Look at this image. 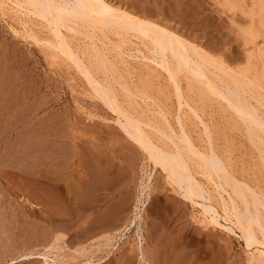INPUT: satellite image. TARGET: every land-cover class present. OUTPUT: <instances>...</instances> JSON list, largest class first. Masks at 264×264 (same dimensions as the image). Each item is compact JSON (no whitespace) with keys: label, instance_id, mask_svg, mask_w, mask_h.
I'll use <instances>...</instances> for the list:
<instances>
[{"label":"rangeland","instance_id":"obj_1","mask_svg":"<svg viewBox=\"0 0 264 264\" xmlns=\"http://www.w3.org/2000/svg\"><path fill=\"white\" fill-rule=\"evenodd\" d=\"M240 1L233 9L223 0H105L169 31L204 63L211 83L257 108L264 121L263 0ZM66 17L60 31L72 52L153 142L175 150L189 137L197 154L218 155L230 178L263 201L254 199L262 221L263 131L178 69L168 52L170 68L181 71L180 98L146 36L115 22ZM51 26L27 0H0V264H264V244L246 245L239 228L205 224L204 210L175 192L173 178L149 161L115 108L62 54ZM199 158L189 165L221 206V198L235 196L232 180L226 186L215 173L207 180ZM221 181L226 193L215 185Z\"/></svg>","mask_w":264,"mask_h":264},{"label":"bare ground","instance_id":"obj_2","mask_svg":"<svg viewBox=\"0 0 264 264\" xmlns=\"http://www.w3.org/2000/svg\"><path fill=\"white\" fill-rule=\"evenodd\" d=\"M27 1L29 3H31V5L33 7V14L34 15L40 17L43 20H46L50 25L53 26V27L51 26L53 29L52 31L56 35V37L58 38L57 42L59 43V48H60L62 54L64 56L65 55L68 56L70 60H73V62L76 64V66L80 70H82V72L84 73L85 76H87L89 78V79L88 78L87 79L89 81L91 80L90 81L91 84H93V86L95 87V90L97 89V92H99L98 93L99 98L103 99L108 105H112L115 108V112L118 114V116L123 118L124 122L121 124V126H122L123 130L127 133V135L135 143H137L140 146V148H142L144 150V152L147 153L149 161H151L154 166H160L168 174V177L173 178V180H174L173 185H175L177 187L176 189H179L178 191L175 190V192L176 193L178 192L179 196L181 198H183L184 200H189V201L199 205L204 210V211H202V213L205 212V214H206V215L204 214L205 217L203 216V218H205V220H204L205 224H207V223L212 224L215 226L223 227L224 229L225 228H227V229L239 228L242 231L241 237H243L245 244L248 243L249 245H253L255 247H259L256 245L264 244L262 242V240L264 238V224H263L264 219L262 216V221H261V217H259V216H261L262 213H261V215L258 214L261 211V209H260V211L256 210V208L259 207V204H260L259 199L260 198L259 199L256 198L258 196L254 197V195H258V194H254L255 192L252 190V188L250 190L249 186H247V184L242 185L243 183H241L240 181L236 182L237 179L234 180L233 179L234 177L230 178V176H232V175L229 174V172L228 173L226 172L223 165L221 164L222 162H220L222 160L219 159V157L217 159L218 155L216 156L213 153V151L212 152L209 151V152L213 153L214 155H212V154H209V155L197 154L198 151H196L194 144H192L193 142H191L192 140L189 139V137L182 142V143H184V146H182V143H181V145L174 143V145L176 146L175 150L172 148H171L172 150H170V147L167 149V147H166L167 145L164 147H163V145L160 146V145H158L159 143L158 144L156 143L157 141L153 142V140L150 138L149 134H147V131H145L137 123V121L134 118H132L131 114L127 113L128 110L125 111L124 110L125 107L122 108V106L118 104L119 101H117L116 96L114 95V92L112 93L113 90L111 88L105 87V85L103 86L100 81L97 82V80H95L96 78L93 79L92 78L93 76L91 77V75H89L87 68H85L86 65L83 66L84 65V63H82L83 61L82 62L80 61L82 59L79 60V58L77 57V56H79L78 53L76 54L75 52L74 53L72 52V50H71L72 48H70L68 42L65 40L66 38H64L63 34H61L60 28L63 27V25L66 26V24L64 23L65 20L67 19L66 16H68L69 18L70 17L72 18L75 15H77V16L82 17V19L83 18L85 19V17L90 19V20L92 19V21L95 22L96 24L98 23V21L100 22L99 24H101V22H104L106 24L108 22H110V23L115 22L116 24L119 23V25L121 26V27L120 26H116V27L122 28V29L124 27L125 31L126 30L130 31V29H133V30L139 32L140 35L141 34L144 35V37L142 36L143 38H145V36H146L147 38L151 39V41H153L152 44L154 45V48L157 50V55L159 56V62H157V63L160 65L161 68H164L168 71V73H169L168 76L171 77L170 79L173 80L174 85H176L175 86V87H177L176 92H178V96H180V98L182 95L180 93L181 89L179 90V87L177 84L178 82L176 83L175 77H176V74H178L179 72L184 71V70H189L192 77L195 80L198 79L197 81H202V83H204L203 85L209 91L214 92V93L216 92V94L219 95L218 97H221V99H225L226 102H228V104L230 105L229 107L233 108L235 111H237V112H239V114H241V118L243 120L249 119L248 122H251V123H253V125L255 124L256 126H258L261 129V131H263V134H264V121L262 118L258 117L260 115H258L256 112L257 108L251 107L249 105L250 103L248 104L247 102H242L237 96H232V95L227 94V92L222 91V89L217 88L213 83H211V81H209V79H208V76H207L208 74H206L207 71H206V68H204V66H205L204 63L201 61L199 62L196 59H193L191 57L192 55L190 56V53H188L187 47L181 41H179L175 36H172V34L169 35L168 34L169 31H166L168 33H164L163 29H162L163 31L162 30L160 31L158 28L151 25L150 23L149 24L144 23L143 19H142V21H140L139 18L138 19H135V18L131 19V17H127L126 15L121 14V13H124L122 10L120 11V9H118V8H114L111 5L110 6L107 5L105 0H74V2L76 1V4L77 3L80 4L81 8L76 10L77 8H75V7L77 5L74 4L75 7H73V6L71 7L73 11L69 10L67 3L62 2L60 0H27ZM223 1H224V4L229 5L227 7H230L233 9H234L235 5L239 6V5H242V3H243L240 0H223ZM260 4H261L262 8L264 9V0L261 1ZM246 6H247V4H246ZM248 6H247V8H248ZM249 7H251V6H249ZM128 16H130V14ZM88 19H87V21H89ZM69 21H70V19H69ZM87 21L85 20V22H87ZM104 23H102V24L106 26V24H104ZM258 27H259L260 31H262V32L264 31V17L261 19V22L259 23ZM132 33H133V31H132ZM248 38H249V36H248ZM194 50L196 51L195 48L194 49L192 48L193 52H194ZM168 52H171L170 56H173L171 59L174 58V60L177 62L176 64H177L178 69L180 68V70H181V68H183V70L178 72L177 71L178 69L176 67V68H174V69H176V71H177L176 72L170 68L169 65H174V64H172V62L171 63L169 62L170 64L168 63L169 59L167 60V58H166V56H167L166 54H169ZM103 59H101V60L103 61ZM104 60H106V59H104ZM98 61L103 64L102 61H100V60H98ZM157 63L155 62L156 65H158ZM104 68H106V67H104ZM90 74H92V73H90ZM243 78H245V77H243ZM240 80L241 79L238 80V83L242 85V83H241L242 80L241 81ZM190 83H193V82L190 81ZM255 85H257V83H255ZM258 86H260V84H258ZM258 101L260 102V100H258ZM120 103H122V102H120ZM262 106L264 108V103ZM119 121H120V118H119ZM249 125H250V123L247 125L248 126L247 128H249ZM251 126H252V124L250 125V127ZM256 126H252L254 128H250L248 130H253L256 128ZM256 129H258V128H256ZM249 132H251V131H249ZM252 133L254 134V131ZM252 133H250V134H252ZM252 136L253 135H251V137ZM253 137H257V135H254ZM261 139H262V137H261ZM262 141H263V139H262ZM261 143H264V141ZM262 151H264V149ZM185 153H186V157H188L189 154H191L192 157L194 156L196 158L200 156L198 161L200 160L199 163L200 162L201 163L198 165H200V167L202 168L201 171H202L204 177L206 176L207 180H210V181L214 180L213 176H212L214 173L216 174V175L215 174L214 175L217 176V178L219 177V179H217L219 181H220V178L223 181L226 177V180L224 181V184L226 186L229 184L230 180H232V181L234 180L233 182L231 181V183H232L231 187H232V191L235 194V196L228 195L230 200H231V203H229L230 200L228 202H226V200H224L225 199L224 197H223L224 199L221 198V201H220L221 204L218 203L221 206H217L216 202L214 203V198H213L214 196L211 194L213 196L212 197L209 194L210 192L207 191L208 189L206 190L205 187H204L205 188L204 189L203 184H200V182H198V179H196V177H195L196 174L194 175V172H193L195 170H192V168H191L192 166L190 167L191 162L195 161V163H196V158L194 160V158L189 159V157H188V159L190 160L188 162L185 159L186 158ZM192 157H190V158H192ZM191 160H193V161H191ZM196 164H195V169H196ZM198 169H199V167L197 168V170ZM220 172L224 176H222V175L219 176L218 174ZM227 174H229L228 175L229 177H227ZM171 178H168V179H171ZM227 178H228V180L230 178V180L228 181ZM222 181H221V183L218 182V184H215V185H217V187L220 188L219 190L225 192L226 189L224 188ZM228 187H230V186H228ZM232 191H231V193H232ZM248 191L254 192L252 194L253 197L248 196L252 193V192L249 193ZM221 193H223V192H221ZM218 197H222V195H220ZM232 197L233 198L237 197L238 198L237 200H239L241 202L240 205H242V203H243V205L245 206V208L243 207L244 208L243 211L240 210V208L238 206L239 203L238 204L236 203L237 200L235 201L234 200L235 198L233 199ZM248 197L252 198L251 199L252 202L254 201L255 198L258 199L256 201H258L259 204L257 205V202L254 201L252 203L253 205H251V202L248 200L250 198H248ZM261 202H263V201L261 200ZM256 205H257V207H256ZM260 205L262 206V203ZM251 206H252V208H254V210L251 209ZM219 207H220V209H219ZM262 208H264V206ZM233 218L235 219L236 222L234 221ZM256 229L259 232L261 231V233H262V235L260 237V239L262 238L261 241H259V239L257 237V234H256L257 230Z\"/></svg>","mask_w":264,"mask_h":264}]
</instances>
